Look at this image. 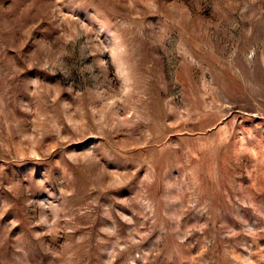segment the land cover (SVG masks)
I'll use <instances>...</instances> for the list:
<instances>
[{
  "label": "rangeland",
  "instance_id": "obj_1",
  "mask_svg": "<svg viewBox=\"0 0 264 264\" xmlns=\"http://www.w3.org/2000/svg\"><path fill=\"white\" fill-rule=\"evenodd\" d=\"M0 264H264V0H0Z\"/></svg>",
  "mask_w": 264,
  "mask_h": 264
}]
</instances>
